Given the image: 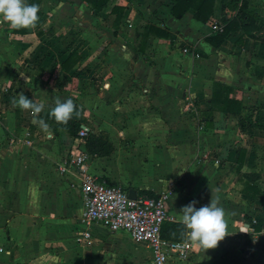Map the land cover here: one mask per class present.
<instances>
[{
	"label": "crops",
	"instance_id": "0c3cea01",
	"mask_svg": "<svg viewBox=\"0 0 264 264\" xmlns=\"http://www.w3.org/2000/svg\"><path fill=\"white\" fill-rule=\"evenodd\" d=\"M242 1L261 14L256 0H214L206 23L192 9L174 17L171 0H108L101 12L81 0H27L39 4L34 27L0 20V264H115L127 249L101 224L91 226L89 243L76 242L80 177L57 166L78 141L56 129L57 98H71L72 118L111 144L108 155L87 160L100 180L137 197L167 194L176 223L189 202L215 199L224 209L230 234L203 251L185 229L191 255L167 264H264V43L240 21L220 47L206 42L220 33L213 24L222 32L237 19ZM150 26L168 37L146 35ZM216 83L231 89L239 110H212ZM20 93L41 112L16 105ZM243 174L258 176L259 199L241 193Z\"/></svg>",
	"mask_w": 264,
	"mask_h": 264
},
{
	"label": "built area",
	"instance_id": "2783aa9c",
	"mask_svg": "<svg viewBox=\"0 0 264 264\" xmlns=\"http://www.w3.org/2000/svg\"><path fill=\"white\" fill-rule=\"evenodd\" d=\"M211 29L221 32L216 24ZM184 52L189 51L185 49ZM87 135L86 128L79 130L75 150L57 166L61 175L74 172L80 177L78 187L84 204L80 222L84 229L77 234L76 242L89 243L91 226L101 224L109 233L126 232L133 241L146 244L151 252L150 264H167L170 259L187 260L193 249L190 241L173 242L161 237L162 224L176 221L166 208L167 194L132 199L124 188L110 185L90 173L87 168L90 155L85 149ZM243 229L241 232L247 233Z\"/></svg>",
	"mask_w": 264,
	"mask_h": 264
},
{
	"label": "trees",
	"instance_id": "16d2710c",
	"mask_svg": "<svg viewBox=\"0 0 264 264\" xmlns=\"http://www.w3.org/2000/svg\"><path fill=\"white\" fill-rule=\"evenodd\" d=\"M85 5H87L90 10L101 12L107 5L108 0H81ZM174 4L172 6V15L176 18H181L188 9L194 11V18L197 21L206 23L212 14V5L214 0H171ZM239 0H233V5H236ZM222 6L225 7L226 0H221ZM232 5V7H234ZM115 10V9H113ZM112 10V11H113ZM240 21L243 23V30L247 33L249 39L260 41L264 43V19L257 15L256 13L249 10L248 3L245 1L241 2L240 8L237 12V19L230 21L226 28L222 29V32L213 34L210 37L206 38V42L214 48H218L222 43L227 39L232 30L233 24ZM149 31L146 32V35L150 31H155L161 37H168V32L163 29H156L154 27H149ZM239 41V40H238ZM70 58V57H69ZM69 58L66 63L69 62ZM65 67V64L64 66ZM231 89L224 86L223 84H214L212 98L210 100L211 108L214 111L228 113L232 111L239 110L241 103L229 99L228 95ZM60 128L66 131L71 136H77L79 130H81L82 125L79 121L74 118H70L67 123H61L56 121V129ZM85 148L89 155L92 156H106L111 150V144L96 136L95 134L88 132L87 137L85 138ZM242 158V157H241ZM241 165L239 166V168ZM238 168V170H239ZM242 178L245 179L241 193L252 199H259L261 197V191L257 189L253 183L258 178L255 174H243ZM145 197L156 198L144 193ZM161 237L167 241L181 242L185 240V227L179 222H165L161 226Z\"/></svg>",
	"mask_w": 264,
	"mask_h": 264
},
{
	"label": "clouds",
	"instance_id": "9594fccd",
	"mask_svg": "<svg viewBox=\"0 0 264 264\" xmlns=\"http://www.w3.org/2000/svg\"><path fill=\"white\" fill-rule=\"evenodd\" d=\"M39 4L27 0H0V20L6 21L12 28L34 27L39 19ZM13 102L21 109L30 110L33 114L40 113L44 105L34 103L23 93ZM74 112V102L71 98L65 100L56 99L55 106L50 110L54 119L61 123H67ZM34 123L47 130L48 124L41 118L37 121L35 115ZM182 223L187 230V236L198 243L205 251L214 248L227 234V221L225 212L218 206L215 199H211L206 205L195 207L194 202H189L182 207Z\"/></svg>",
	"mask_w": 264,
	"mask_h": 264
},
{
	"label": "rangeland",
	"instance_id": "374dc122",
	"mask_svg": "<svg viewBox=\"0 0 264 264\" xmlns=\"http://www.w3.org/2000/svg\"><path fill=\"white\" fill-rule=\"evenodd\" d=\"M254 5H257L261 14L264 15V0H256ZM219 177L215 179L216 182H219ZM220 184V183H218ZM107 235L110 233L105 232ZM117 235L123 236L127 249L124 252H118L115 255L114 262L115 264H150V250L146 244L133 241L126 232H118ZM225 241V240H223ZM248 244L250 241H248ZM264 247L259 245L258 252H264ZM185 262V261H184ZM183 261L181 263H184ZM254 264H257V260L253 261ZM239 264H247L244 260H241ZM253 264V263H252Z\"/></svg>",
	"mask_w": 264,
	"mask_h": 264
},
{
	"label": "water",
	"instance_id": "95a60500",
	"mask_svg": "<svg viewBox=\"0 0 264 264\" xmlns=\"http://www.w3.org/2000/svg\"><path fill=\"white\" fill-rule=\"evenodd\" d=\"M82 128H85V127L82 126ZM128 196H129L130 198H132V199H135V198H136V191L133 190V189H130V190L128 191Z\"/></svg>",
	"mask_w": 264,
	"mask_h": 264
}]
</instances>
